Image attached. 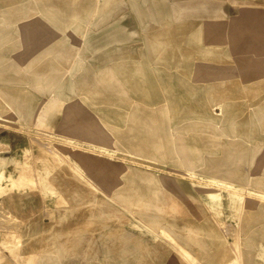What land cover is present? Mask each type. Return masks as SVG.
I'll return each instance as SVG.
<instances>
[{"label":"rangeland","instance_id":"rangeland-1","mask_svg":"<svg viewBox=\"0 0 264 264\" xmlns=\"http://www.w3.org/2000/svg\"><path fill=\"white\" fill-rule=\"evenodd\" d=\"M98 1L16 0L24 15L15 36H0V75L20 76H0V110L9 107L16 117L0 120V171L14 174V157L27 147L43 178L0 192V238L6 226L19 235L0 245L4 264L19 259L26 244L36 252L35 264H264V64L253 58L264 55V41L232 45L205 28L214 18L262 10L251 5L263 0H113L102 11ZM32 5L36 11L28 13ZM5 8L0 28L10 29ZM78 22L85 23L82 33ZM175 37L181 48L189 44L184 55L171 54ZM63 47L79 60L71 77ZM12 84L22 88L13 94ZM51 93L64 104L38 128L36 115ZM35 136L63 145L64 153L55 160L43 154L28 143ZM79 153L89 157L78 163ZM65 155L81 164L86 179L65 169ZM109 159L123 170L105 172L102 162ZM208 174L232 186L215 185L220 206L207 213ZM230 191L239 196L232 200ZM89 194L105 203L83 209ZM213 217L232 229V244L220 245L202 228ZM159 228L191 255L180 257Z\"/></svg>","mask_w":264,"mask_h":264},{"label":"bare ground","instance_id":"bare-ground-1","mask_svg":"<svg viewBox=\"0 0 264 264\" xmlns=\"http://www.w3.org/2000/svg\"><path fill=\"white\" fill-rule=\"evenodd\" d=\"M8 1L9 0H0V6H2L4 4L6 6L5 13L3 14L4 17H5V22H6V24H9L10 25V29L9 28L8 29H4V28L2 29V28H0V36L2 37V39L4 37H6V36H15L16 31L14 29V24L18 21L17 19L20 17V15H24L23 12H18L14 8V5H15L14 2L16 0H11L13 2H10V3ZM112 1L113 0H99L98 1V8H99V10L102 11L103 9L107 8L109 2H112ZM251 6L257 7L255 9H258V7L259 8L261 7L262 10H257V11L256 10H243V11H240L235 16L234 15L229 16L227 18V20H222L220 18H216V19L214 18V20H212V23L210 25L207 24L205 26L208 35L211 34L212 32H215L218 35L222 36V39L223 40L229 39L230 40V43L232 45L234 44L235 41H237V39H241L242 41H245V39H247V38H252V39H255V40L259 38V39H261V41H264V0L261 3H258V4L256 3V4L251 5ZM32 10H35L36 11V9L33 8V5L31 7H29V9H27L28 13H30ZM53 21H55V20H53ZM68 22H67V24H69ZM56 23H57V21H56ZM58 23H60V22H58ZM60 24H62V23H60ZM257 24H260L259 28H257V26H258ZM62 27H65V25H63ZM85 29H86L85 23L78 22L77 29H76V33H82ZM174 29H175V27H174ZM175 30H178V29L176 28ZM3 34L6 35V36H3ZM177 38L178 37H175L174 38V42L171 41L169 43V46L171 48L170 49V52H171L172 55H176V54H178V55H181V54L184 55V53H183V51H185L184 48H188L189 47V44H188V46H187V44H185V46L181 48L180 47V44H179V39L180 38H178V39ZM77 41L79 42V38L77 39ZM159 47H162V43L161 42H160V46ZM262 48H264V45L262 46ZM70 49H68L66 47H63V50H62L64 57L65 56L67 57V55H70L69 60H67V62H68L67 64L69 65L68 66L69 67L68 68V72L69 71L71 72V75L69 77L73 76L74 73H77V71L79 70V68H78L79 60H77V58H76L75 53L73 52V50L71 51ZM166 52H167V50H166ZM237 56L240 57L239 55H237ZM253 58H257V59H260L261 58L262 62H260V63H263L264 64V55H260V57L259 56H253ZM64 60L65 59H63V62H66V60L65 61ZM137 61H135V62H137ZM243 64L245 66H248L249 65V60H245L243 62ZM4 75L9 78V81H17V79L20 77L18 75V72H14V73L13 72H6V73H4V74H2L0 76L3 77ZM66 77H68L67 76V73H66ZM230 82H232V81H227L226 84L227 85H230ZM153 87H155V85ZM21 88L22 87H20L18 85L12 84V85H10L8 87V91H10L11 93L14 94L17 90H19ZM151 93H152V95H154V93H156V92L153 91ZM147 94H150V93H147ZM55 97H56V94L51 93L50 96H48L42 102V104H41V106L39 108V112H38V114L36 115V118H35V121L38 120L37 121L38 123L36 124V125H38L37 126L38 128H41V127H44V126H48L49 125L48 120L51 118L52 115L58 113L60 111V108L64 104V98H58L60 100H55ZM15 119H16L15 114L12 111L11 108H9V107L6 108V109H3L2 108L0 110V120H2V121H6V120L7 121H10L11 120L13 122L14 121L16 122ZM87 122L90 123V121H87ZM92 125H94V124H92ZM36 137L37 136L30 137V139H28V143H30L29 140H31L33 143H36L37 145H40V150L39 151H43L42 152L43 154H45V153L46 154H49L52 157V159L55 160L56 158H58V156L61 153H64L62 151V150H64V146L63 145H55V144H53L50 141H48V142L45 143V142H43L42 140H39ZM150 145H152V144H150ZM151 149H152V147H151ZM22 150H23L22 151V157H20V158L17 157V156L14 157V161H13V165H12L13 170H14V174H9L8 176H5L0 171V192H2L4 186H7L9 188L12 187L14 189H17L21 185H27V184H29V187H31L30 185H37V183H42L41 180L43 178L40 177V175H42V174L40 172H36L35 167L33 166V158H34V156L33 155L31 156L30 154L26 156V153L28 151V148L27 147H24ZM39 153L40 152H38V155H40ZM94 156L97 158V160H101L100 158L98 159V153H95ZM153 156L155 157V155H153ZM82 157H87V155H84V153L83 154L79 153L77 156H75L74 159H75V161H77L79 163V160H77V159H81ZM63 158L66 161V163H65V166H66L65 169H69L70 172L73 173L74 175H79L81 177V179L82 178H85V179L87 178L86 175H84V173H83L82 166H80L81 164L80 165L75 164L74 162H72L71 159H68V157L66 155L63 156ZM201 159H202V157H201ZM81 162L82 161H80V163ZM88 164H91V163L89 162ZM95 164H96V161H95ZM82 165L84 167V164H82ZM102 165H104V168L105 167L116 168L115 171H117V170L118 171H122L123 168H124V166L122 164H120L116 160L114 161V160H111V159H109L107 161H103L102 162ZM93 166H94V164H93ZM196 168H197V166H196ZM90 169H92V168H90ZM88 171H89V169H88ZM104 171L107 172L106 171V168H105ZM223 171H225V170L224 169L218 170L219 173H223ZM112 173H109V175L112 174ZM183 173L186 174V175H191L190 173H187L185 171ZM91 174H92V172H91ZM118 175H116V176L118 177ZM98 178L96 180H98ZM114 179H116V178H114ZM161 179H162L161 180L162 182H166L168 180L164 176H162ZM205 179H206L207 183L202 184L203 185L202 186V189H203L204 193L206 194V196H208L209 199L212 200V202H210V204L208 206H204L205 212L208 213L210 208H213V209H216L217 208V209H219V206H220V203H218V199L220 198L221 193H220L219 189L217 187H215V185L216 184H225V185H228V186H232V185H231V182L227 181L226 179L225 180L224 179H221L220 176H216L214 174H208V175H206L205 176ZM109 181H111V180H109ZM88 182H90L91 184H93V182L91 180H89ZM171 184L174 185V186H176V187L181 186L177 181H172ZM135 185H137V184H135ZM243 187H245V186H243ZM37 188H38V186H37ZM30 189H32V188H30ZM243 189H244V191L249 190L246 187L243 188ZM250 191H252V189ZM47 192H48V197L49 196L51 197L54 194L55 190H49ZM260 193H263L264 194V192H260ZM228 194L230 195V197H231L232 200L235 199L237 196H239L238 195V192H235V191H230V192H228ZM85 197L86 198H89L90 201H89L88 204H84V206L82 207L83 209H85L88 206H90V207H92V206H99V205L105 203V200L103 198H98L96 195L90 196V194H89V195H85ZM57 198H56V201L59 200ZM45 204L46 203H44V205ZM181 206L182 205L179 204V205H176V208L175 207H171V211L172 212L174 211L173 208H175L178 211V209H180ZM107 209H110V207L109 208L106 207L105 211H107ZM191 216H192V214H189L186 217H191ZM213 221H214V224L212 226H210V224H209L208 226H203L202 228L204 230H209V234H211L214 237V239L218 240V239L221 238V240L219 241L220 245H223L224 246L226 244L227 245L232 244V241H230L229 239H227V236L228 235H230V234L234 235L231 232L232 229L222 228V226H223V224L225 222L223 220H218L217 217H213ZM196 222H199V220H197ZM3 228H2L4 230L3 231V236H2L3 238H0V245L7 244L8 243L7 240H12V239H13L12 241H17L18 240L19 235L16 233V231H13L11 229V226H6V227H3ZM12 232H14V233H12ZM7 235H9V236H7ZM157 235L165 238L172 245H174L177 248H179L178 249L179 250L178 254H179L180 257H183V258L187 259L191 255V253L187 249V247L182 246V244H180L177 241V239L174 238L171 234H169L165 229L159 228V230L157 231ZM187 235L190 237L189 234H187ZM5 236H6V238L9 237L10 239H5ZM188 240H189V244H192V241H194L195 239L189 238ZM195 241L197 242L199 240L196 239ZM22 253L23 254L21 256H19V259H17L15 262L9 261L8 264H35V261H36L35 260V258H36V252H34V250L30 248V245L29 244L28 245L27 244L25 245L24 252H22ZM2 256L3 255L0 256V264H4V261L2 260V258L4 256L3 257ZM186 261L188 262V264H194L192 261H188V259ZM46 263H48V262H46Z\"/></svg>","mask_w":264,"mask_h":264}]
</instances>
